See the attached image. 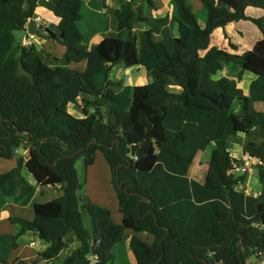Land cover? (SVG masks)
<instances>
[{
  "label": "trees",
  "instance_id": "1",
  "mask_svg": "<svg viewBox=\"0 0 264 264\" xmlns=\"http://www.w3.org/2000/svg\"><path fill=\"white\" fill-rule=\"evenodd\" d=\"M198 1L202 24L190 0L170 1L177 35L165 43L157 39L165 19L156 13L155 0H117L114 8L102 0L116 33L89 48L77 27L83 0H0V159L16 158L13 147L24 138L30 141L17 165L0 173V192L5 201L27 206L34 186L24 169L40 186L62 192L35 203L32 221L9 219L18 229L2 236L10 249L32 232L45 244L38 256L48 264H113L116 245L130 231L134 264H248L254 253L264 258V14H245L249 7L264 11V0ZM38 7L58 19L56 31L28 28ZM147 10L150 15H144ZM240 21L261 33L251 50L237 53L230 41L233 52L209 47L216 29ZM17 32L63 47L61 65L46 63ZM80 63L83 69L68 67ZM116 66L143 68L154 79L125 86L110 77ZM226 66L240 68L234 79L219 76ZM246 71L255 76L247 94L238 85ZM168 80L179 92L170 90ZM78 100L80 118L68 111ZM163 114L166 141L152 140L142 154L127 157L130 146L146 139L149 119ZM253 130L258 138L245 144L243 154L260 163L257 194L237 189L245 174L231 172L243 161L228 149L230 137ZM207 149L201 183L190 178L189 170ZM96 153L109 167L120 223L107 208L80 195L83 183L75 162L81 158L84 167L92 166Z\"/></svg>",
  "mask_w": 264,
  "mask_h": 264
},
{
  "label": "rangeland",
  "instance_id": "2",
  "mask_svg": "<svg viewBox=\"0 0 264 264\" xmlns=\"http://www.w3.org/2000/svg\"><path fill=\"white\" fill-rule=\"evenodd\" d=\"M112 1L113 2L111 3V0H109V8H114L115 6L118 5V2H116L117 0H115V1L112 0ZM84 2L87 5V0L86 1L84 0ZM84 2L82 5V8H81V14L84 15V18L78 22V28L81 31L83 36H84V32L82 31L84 29L83 27L85 26L86 30L88 31L89 28H87L88 27L87 21L90 20V17L94 18L93 13H96V11H97V10L93 9V8H95L94 6H96V5H94L90 9V12L92 14L89 15V13H88L89 10H87V6L84 4ZM157 3L159 6L158 7L159 10L161 12L163 11V15L168 14L170 12L171 2H170V5L168 4L166 6H164L162 4V0H157ZM191 4L193 5L192 8H193L195 15L197 16L198 22L200 24H202L205 16L201 10L202 9L201 3L198 0L196 2H194V0H191ZM251 10H254V9H251ZM255 10H258V11H260L261 14H263V11H261L259 9H255ZM143 13H144V15H150V10L144 11ZM257 14H258L257 12L248 11L249 16L251 15L252 17H255V16H257ZM95 18H99L100 20L103 19V18H100L99 14L96 15ZM166 18H167L168 23L161 28L160 33L157 35V39H162L163 42L170 43L172 41V39L174 37H176L177 33H176L175 24L170 19V16H168ZM168 18H169V21H168ZM255 18H257V17H255ZM41 22L43 23V21H41ZM55 22L56 21H54V24H53V22H49L48 20L45 21V24H44L45 26H43L44 28H42V30H44L45 27H48L52 31H56L57 23H55ZM99 22L101 23V21H99ZM113 22H114L113 26H114V28H116V23H115V21H113ZM79 23H82L83 26L81 24L79 25ZM113 29L109 28L107 30V32L104 33V35H102V37L99 36V37L91 38V40H89L85 37L83 42L85 44H87L88 46H92L94 44H97L105 36L113 37L112 34H113V32H115V30H113ZM230 32H231V34L228 35L227 32L223 30L221 35H216V38H214L213 43L218 44L220 47L222 44V42H220L221 37H222L224 47H228V41L230 40L232 43H234L235 45L238 46V49H239L238 53L239 52L243 53V52L249 51L252 48V45L254 44V42L261 38V33L256 28V26H254L251 22L241 21L239 23L238 27L231 29ZM214 36H215V34H214ZM16 37L22 41V39L24 37V32H17ZM39 43H42V42L39 41ZM43 43L38 44L41 46L40 51L42 52L41 53L42 56L41 55L40 56L42 57V59L50 65H61V63H60V61H58L57 57H60V53L63 52V47L56 45V43L52 44L50 41H46V40H45V43L44 44ZM53 45L55 46L54 48H53ZM83 65H84L83 63L77 64V65L71 64L68 67L73 68V69H83L84 68ZM239 70H240V68L236 67V66H226L223 70V75H225L229 78H235L236 74L238 73ZM113 76L120 78L122 84L124 82V84L127 85V82H128L129 86L145 85L154 79V76L152 78L147 77L146 72L143 68L127 69V68H124L122 66H116L113 68V70L110 74V77L113 79ZM253 78H254V75L250 72L244 74L242 76V80L240 81V82H242V85H243L241 88L246 87V85L248 84V80H250V79L252 80ZM114 80H118V79L115 78ZM170 83H171V81H170ZM80 105H81V102H80V100H78L77 104L70 105L68 107V111L71 114L75 115L76 117L80 118L83 116ZM255 108L257 110L262 109L260 104H255ZM241 136L242 135H237L236 136V137H238L237 139L235 136L229 138L228 139V142H229L228 149H229L232 157H234L237 160H242L243 163H247L248 166L251 168V171L253 172V174H245L244 175L245 176V178H244L245 182L242 183L241 186L237 187V189H240L246 193L257 194L260 190V185H259V182H258L257 176H256V167H257V165H260V163H258L255 160H249L248 157L243 154L244 146L238 144L236 141L238 140V142H240V141H247V142L253 141L254 142L258 138V132L256 130H253L251 132V135L244 136V137H241ZM209 152H210V149H207V151L199 152L196 155V157L193 161V164L189 170V176L191 179L196 180V181L201 182V183L204 181V177H205V174L207 171V162H208ZM23 155H24V153L21 156H23ZM0 162L2 163V166L3 165L6 166L9 164L10 161L0 159ZM75 169L77 170L80 181L83 183V188L80 191V195L84 196V198L88 199L92 203L100 200L101 199L100 195H103L102 203L108 207V210L111 213L113 221L120 223L122 215H121L120 210L118 209V205H117V202H116V199L114 196V191L112 190V188L109 184V177H110L109 167H108L106 161L104 160V158L102 157V155L100 153H96L95 159H94V164L92 166L87 167V168L84 167L83 159L79 158L75 162ZM3 170H4V168L0 169V173H3ZM25 175H28V172L25 171ZM31 179L33 180L34 178L31 177ZM110 189H111V192H110ZM85 224L86 225L89 224L87 216H85ZM131 235H132L131 232L127 231L124 235V239L122 240V242H120L116 245V248L114 250L115 261L113 264H134V260L132 259L129 248H128V240H129ZM140 237L143 240L148 241L149 243L151 242L150 241L151 238L147 237L145 234H141ZM39 248H40V245H36V249H39ZM247 263L248 264H254V263L264 264V258L259 257L258 254L254 253L251 257H249Z\"/></svg>",
  "mask_w": 264,
  "mask_h": 264
},
{
  "label": "crops",
  "instance_id": "3",
  "mask_svg": "<svg viewBox=\"0 0 264 264\" xmlns=\"http://www.w3.org/2000/svg\"><path fill=\"white\" fill-rule=\"evenodd\" d=\"M170 1L171 0H162V4L164 6H166L168 4L170 5ZM196 1L197 0H194V2H196ZM83 2H84V0H83ZM105 2H106V5L109 6V0H105ZM112 2L113 1L111 0V3ZM155 3H156V6H157V12L156 13L159 16H161V17H163L165 19V24L164 25H166L168 23L166 17H168V16L171 17V8H172V6L170 5V12L168 14L163 15V11L161 12L159 10V8H158L159 6H158V3H157V0H155ZM84 4H85V2H84ZM94 5H96V6H94ZM86 6H87V10H89V12H88L89 15L92 14L90 12V9L94 6L95 8H93V9H95L97 11H96V13H93V17L95 18L96 15L99 14L100 15V18H103V19L100 20L99 18H95L94 19V18L90 17V20L87 21V23H88V27L87 28H89L88 31L86 30L85 26L83 27L84 29L82 30L84 32V38L86 37L87 39L91 40V38H95V37H99V36L102 37V35H104V33H106L109 28L110 29L111 28L112 29L114 28V26H113V24H114V22H113L114 21V18L112 16L105 15V11L102 8V0H87V5ZM251 9H254V10H251ZM255 9L256 8H250L249 7V8H247L245 10V14L247 16H249L248 15V11L257 12L258 14H257V16H255L257 18L258 17H261L264 14V11L263 10H261V11H263V14H261L260 11L255 10ZM82 17L84 18V15L83 14H82ZM250 17H252V16L250 15ZM255 17H253V18H255ZM47 20L49 22H53V24H54V21H56L55 23L58 24V19L51 12H49L48 10H46L44 8H41V7L36 8L35 9V18H34V21H35V24H36V29L37 28H41V29L44 28L43 26H45L44 24H45V21H47ZM41 21H43V23ZM99 21H101V23ZM168 21H169V18H168ZM240 22H238V23H231V24L227 25L224 29H220V28L219 29H216L213 32L212 36H211V40H210L209 47L214 46V47H217V48L227 49V50H229V52H233V50H231L229 48V46L228 47H224L223 46L222 37H221V41H220V42H222V44H221L220 47H219L218 44H214L213 43V40H214V38H216V35H221L222 32H223V30L226 31L228 35L231 34L230 30L231 29H234V28H237ZM80 24L83 26L82 23H79V25ZM77 27H78V23H77ZM46 28H48V27H45V29ZM214 34H215V36H214ZM39 41L42 42V43L43 42L45 43V39L38 38L36 36H33V35L29 34L28 32H24V37L22 39V43L23 44H27V45L32 44V45L36 46L37 50L39 51V54L41 55V53H42L40 51L41 46L38 45V44H42V43H39ZM46 41H50V40H46ZM50 42L52 44L54 43L52 41H50ZM255 42H254V44H255ZM56 45H58V44H56ZM85 45L87 47H89V48L91 47V46H88L87 44H85ZM253 45H252V47H253ZM54 47L55 46L53 45V48ZM238 51H239V49H238ZM238 51H237V53H238ZM202 54H204V52ZM62 55H63V52L60 53V57H62ZM60 57H57V58L59 59ZM83 64H84L83 66L85 67V63H83ZM223 70L219 73V76L227 77V76L223 75ZM246 73H248V72L246 71L244 74H246ZM115 78L118 79V80H120V78H118L116 76H113V80ZM254 78H255V76H254ZM232 79H234V78H232ZM250 80H248V84L246 85V87L241 88L243 86L242 85V82H239V84H238L239 87L244 91L245 94H247L248 85L252 81V80L251 81ZM170 81L168 80L170 90L172 92H179V89L174 86V84H173L172 81L170 83ZM123 85L126 86V84H124V82H123ZM127 85H129L128 82H127ZM258 111H260V110H258ZM256 131L258 132V130H256ZM241 137H244V136H241ZM237 138L238 137H236V139ZM236 142L238 144H240V145H243V146H245V144L247 143V141H240V142H238V140ZM228 144H229V142H228ZM26 154H27V150L24 152V155L23 156H25ZM16 160H17V158L10 159L9 160L10 161L9 164L6 165V166H4V165L2 166V163L0 162V169L4 168L3 173L11 170L12 168H14L17 165ZM25 171L27 172V170H25V169L22 171L23 176L34 186V196H33L32 200H31V202L27 206L20 207V206H17L15 204H13V203H9V202L5 201V199L3 198V196H2V194L0 192V264H12V262L15 261L16 259H20V260L26 261L27 263L35 262V264H48V262H46L45 260H42L38 256V253L41 252L45 248V244L42 241L39 240V238L37 237L36 234H34L32 232H28V233L20 236L18 238V240H17V247L15 249H10L3 242V240H2V236L3 235H14V234L17 233V230H18L17 229V226L16 225H13V224H11L9 222V219L10 218H23V219H25L27 221H32L33 218H34L33 205L35 203H46V202H49L51 200L57 199V198H59V197L62 196V192L59 190L58 187H56V186L42 187L39 184H37L34 179H33L34 181L31 179V177H32L31 174L28 173V175H25ZM109 184H110V182H109ZM111 188H112V186H111ZM110 192H111V189H110ZM114 196H115V193H114ZM82 197H84V196H82ZM100 197H101V199L98 200L97 202H94V204L108 209V207L105 206V204L102 203V201H103V195H100ZM115 199H116V196H115ZM116 202H117V200H116ZM117 205H118V203H117ZM118 209H119V206H118ZM115 223H119V222H115ZM36 245H40V248L39 249H36Z\"/></svg>",
  "mask_w": 264,
  "mask_h": 264
},
{
  "label": "water",
  "instance_id": "4",
  "mask_svg": "<svg viewBox=\"0 0 264 264\" xmlns=\"http://www.w3.org/2000/svg\"><path fill=\"white\" fill-rule=\"evenodd\" d=\"M28 28L35 30L36 29V24L34 20L29 21L28 23ZM164 114L159 116H153L149 119L150 122V130L149 133L146 137V139L144 140V142L139 146H130V151L127 154V157L129 158H134L136 156H139L140 154H142L147 145L149 144L150 141L154 140L156 142H165V136H164V132H163V127H162V120H163ZM19 136L22 135V133H18ZM30 141L26 138L22 139L20 144L17 147H13V149L16 152V158L19 159L21 158V155L27 150V147L29 145ZM29 173V172H28ZM122 183L119 184V188H121ZM143 199V198H142ZM240 241L237 242V247L238 249L240 248Z\"/></svg>",
  "mask_w": 264,
  "mask_h": 264
},
{
  "label": "built area",
  "instance_id": "5",
  "mask_svg": "<svg viewBox=\"0 0 264 264\" xmlns=\"http://www.w3.org/2000/svg\"><path fill=\"white\" fill-rule=\"evenodd\" d=\"M248 159L257 161L256 159L250 158V157H248ZM238 167H236L231 173L234 175H237V176L244 175V174H253V172L251 171V168L248 166L247 163H243L242 165H238ZM241 185H239V186H241Z\"/></svg>",
  "mask_w": 264,
  "mask_h": 264
}]
</instances>
